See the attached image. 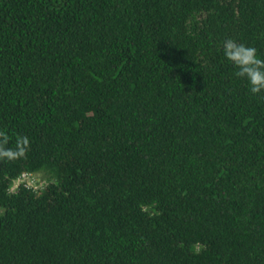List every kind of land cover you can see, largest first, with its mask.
<instances>
[{"label":"trees","instance_id":"16d2710c","mask_svg":"<svg viewBox=\"0 0 264 264\" xmlns=\"http://www.w3.org/2000/svg\"><path fill=\"white\" fill-rule=\"evenodd\" d=\"M227 39L264 59V0H0V264H264Z\"/></svg>","mask_w":264,"mask_h":264},{"label":"clouds","instance_id":"9594fccd","mask_svg":"<svg viewBox=\"0 0 264 264\" xmlns=\"http://www.w3.org/2000/svg\"><path fill=\"white\" fill-rule=\"evenodd\" d=\"M222 50L223 57L235 67V75L248 81L251 93L258 94L264 91V59L258 56L256 47L227 39L223 42ZM0 135L4 134L0 133ZM22 143L27 145L28 138L23 137ZM0 155L11 157L14 153L8 151ZM26 177L23 175L22 178Z\"/></svg>","mask_w":264,"mask_h":264},{"label":"rangeland","instance_id":"374dc122","mask_svg":"<svg viewBox=\"0 0 264 264\" xmlns=\"http://www.w3.org/2000/svg\"><path fill=\"white\" fill-rule=\"evenodd\" d=\"M26 180L28 181V184H34L35 186H37L38 185V180H36V179H34V177H30V176H27L26 177ZM36 181V183H35V181ZM42 180V179H41ZM41 183H43L42 181H39V184H41Z\"/></svg>","mask_w":264,"mask_h":264}]
</instances>
